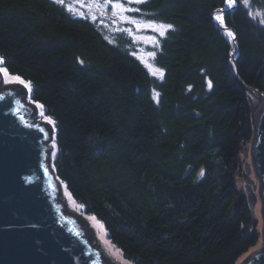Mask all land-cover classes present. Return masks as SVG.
<instances>
[{"label":"trees","instance_id":"1","mask_svg":"<svg viewBox=\"0 0 264 264\" xmlns=\"http://www.w3.org/2000/svg\"><path fill=\"white\" fill-rule=\"evenodd\" d=\"M237 2L224 21L240 79L212 19L225 0L136 5L134 16L173 26L154 48L162 76L122 33L53 0H0V59L55 122L56 174L132 264H239L258 247L237 175L253 138L241 81L264 94V24L249 15L264 0Z\"/></svg>","mask_w":264,"mask_h":264},{"label":"water","instance_id":"2","mask_svg":"<svg viewBox=\"0 0 264 264\" xmlns=\"http://www.w3.org/2000/svg\"><path fill=\"white\" fill-rule=\"evenodd\" d=\"M220 10L212 13V19ZM230 29L237 44L236 32ZM236 58L231 68L239 78ZM241 83L247 95L254 89L264 98L256 86ZM250 107L253 138L251 161L243 170L244 189L253 215L260 202L262 244L250 249L239 264H264V103L259 115L251 102ZM41 112L45 111L31 101L29 89L0 83V264H101L105 258L124 264L100 221L81 210L57 176L55 128L41 118ZM252 173L258 178L257 191ZM79 230L82 234L77 235Z\"/></svg>","mask_w":264,"mask_h":264},{"label":"snow or ice","instance_id":"3","mask_svg":"<svg viewBox=\"0 0 264 264\" xmlns=\"http://www.w3.org/2000/svg\"><path fill=\"white\" fill-rule=\"evenodd\" d=\"M57 2L63 5L65 3V0H57ZM131 2L132 0H123V2H121V0H104V2L101 3L100 0H87L86 4L83 2L80 3V7L81 8L87 7L88 12L91 14V18L94 21L97 18L95 15L96 12H98L100 16H104L106 12L109 9H111L112 15L109 18L113 21V23H117V22L127 23V24L135 26L137 31H140L141 29H152L153 31L159 33L161 37L165 35L168 29H171L173 27L170 24L145 22L144 20H139V19L127 16L126 15L127 12L139 11L138 9H132L130 7L125 6L126 4H129ZM136 2H141V0H136ZM225 3H226V8L220 10L215 17V19L219 20L221 23L224 22V17L222 13L227 11L230 8H233L237 4V0H225ZM249 3H250V0H243V4L245 7H247ZM68 10L72 11L74 14L84 15L83 12H77L72 7H69ZM249 15L252 16L253 19H258L259 23L264 24V11L257 10L255 14H253L252 12H249ZM124 31H126L130 35L133 34L131 28L124 29ZM227 36L231 37L232 39H235V34L231 32L230 30L227 31ZM149 39L152 40L153 43H158V41H156L154 37L149 38ZM149 55L154 57L155 53L154 52L149 53ZM149 67H152V66L149 65ZM157 73H160V75L162 76L161 70L155 69V71L153 72V75ZM0 74H2V79H0V83H19L23 85L25 88L29 89V91L31 90V82L25 81L19 75H14L10 73L8 69L4 67V62L2 59H0ZM155 95H158V93H155ZM39 107L43 109V105H39ZM40 116L45 122L54 125L55 122L50 117L44 115L43 112L40 113ZM39 131H44V129L39 128ZM52 155L54 156V153H52ZM92 219L95 220L96 218L93 217ZM101 227L103 226L101 225ZM104 231H105V235H107V230L105 229ZM80 234H82V230H79L77 232V235H80ZM95 256L97 259H99V253H95ZM101 264H111V261L105 258L101 262Z\"/></svg>","mask_w":264,"mask_h":264},{"label":"rangeland","instance_id":"4","mask_svg":"<svg viewBox=\"0 0 264 264\" xmlns=\"http://www.w3.org/2000/svg\"><path fill=\"white\" fill-rule=\"evenodd\" d=\"M145 0H141L143 2ZM82 3V1H80ZM123 2V0H121ZM141 2H136V0H132L131 3L126 4V7H130L132 9H136V5L141 3ZM79 4V3H78ZM130 11L127 12L126 15L129 17H133L139 20H144L145 22H154V21H149L145 19L144 17H137L131 14ZM96 17L98 18V23L102 25L104 31L110 35L117 34V33H122L129 41L128 48H130L133 52L134 55L140 59L151 71H155L156 67H154V57L150 56L149 53H155L154 48L157 45V43H153L152 40L149 38H155L156 41L159 40L160 35L159 33L156 34L157 32L153 31L152 29H141L140 31H137L135 26L127 24V23H113V21L109 18L112 15L111 9H109L104 16H100L98 12L95 13ZM159 23V22H156ZM132 29V35L128 34L124 29ZM112 40V38H111ZM151 65L152 67H149ZM250 144L245 145L243 149L241 150V160L243 162V169L241 170V173L237 175V182L238 186L242 188L244 191V177H243V170L245 169V162L248 161L250 163L251 157H250ZM252 177L255 179V185L254 188L257 191L258 187V178L255 176L254 173H252ZM246 192V191H245ZM257 220V227L259 228L260 223H261V209H260V202H257L256 204V210H255V215ZM259 220V221H258ZM103 226V225H102ZM103 231L105 230L104 227H102ZM105 232V231H104ZM108 235V234H107ZM111 245L113 248L118 252L119 256L122 255V258L124 259V256L122 254V251L120 248H118L113 242L110 240ZM125 260V259H124Z\"/></svg>","mask_w":264,"mask_h":264},{"label":"bare ground","instance_id":"5","mask_svg":"<svg viewBox=\"0 0 264 264\" xmlns=\"http://www.w3.org/2000/svg\"><path fill=\"white\" fill-rule=\"evenodd\" d=\"M225 8H226V3L222 7V9H225ZM218 12H215L213 14V19H214L215 23L219 26V28L222 30V32L225 34L226 38L229 40V42L232 45L231 65H233L234 58H235V56L237 54L235 39H232L231 37H228L227 36V31L230 30L232 32V30L226 26L225 21L223 23H221L219 20L215 19V17H216V15H217ZM225 12L222 13L223 17L225 16ZM248 97H249L250 102L253 104V106H256L257 107L255 110H257V115H259V112L261 110V107H262V105L264 103V98L261 100L258 92L256 90H254V89H249L248 90ZM254 116H255V111H254ZM100 223L105 228L104 223L102 221H100ZM120 258H121V260L123 261L124 264H132V263L128 262L127 260H124L122 258V255H120Z\"/></svg>","mask_w":264,"mask_h":264},{"label":"flooded vegetation","instance_id":"6","mask_svg":"<svg viewBox=\"0 0 264 264\" xmlns=\"http://www.w3.org/2000/svg\"><path fill=\"white\" fill-rule=\"evenodd\" d=\"M55 3H57L60 7H62L65 11H67L68 13L72 14L74 17L79 18V19H85L88 21H92V22H99L98 18H96V20L94 21L91 18V14L88 12L87 7H80V1H82L83 3H87V0H65V3L62 5L61 3H58L57 0H53ZM101 3L104 2V0H100ZM79 3V4H78ZM72 7L75 9V11L77 12H83L84 15H78V14H74L72 11H69L68 8Z\"/></svg>","mask_w":264,"mask_h":264}]
</instances>
